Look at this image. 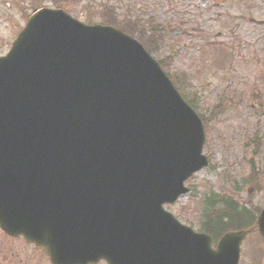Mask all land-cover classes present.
<instances>
[{
    "label": "water",
    "instance_id": "95a60500",
    "mask_svg": "<svg viewBox=\"0 0 264 264\" xmlns=\"http://www.w3.org/2000/svg\"><path fill=\"white\" fill-rule=\"evenodd\" d=\"M202 121L135 39L40 8L0 56V228L52 264H238L162 208L208 163ZM256 228L264 240V208Z\"/></svg>",
    "mask_w": 264,
    "mask_h": 264
},
{
    "label": "rangeland",
    "instance_id": "374dc122",
    "mask_svg": "<svg viewBox=\"0 0 264 264\" xmlns=\"http://www.w3.org/2000/svg\"><path fill=\"white\" fill-rule=\"evenodd\" d=\"M38 6L62 7L89 23L106 22L115 12L139 16L144 27L160 24L151 54L203 118L208 157L185 181L189 191L166 208L200 230L209 193L233 197L252 216L264 207V24L250 20L264 21V0H0V55ZM7 244L13 245L0 232V250ZM20 250L22 264H49L31 245L21 242ZM1 256L0 264H15ZM239 264H264L256 230L243 241Z\"/></svg>",
    "mask_w": 264,
    "mask_h": 264
},
{
    "label": "trees",
    "instance_id": "16d2710c",
    "mask_svg": "<svg viewBox=\"0 0 264 264\" xmlns=\"http://www.w3.org/2000/svg\"><path fill=\"white\" fill-rule=\"evenodd\" d=\"M105 23L113 24L129 34L136 35L149 52L156 50L154 45H156V40L159 41L156 36L161 30L160 26L150 24L149 28H145L138 20L117 19L114 15H110V20H106ZM160 64L162 65V62ZM170 78L185 100L195 108L192 100L186 96L181 84L177 82L175 77L170 76ZM202 202V218L198 225L215 239L227 230L248 229L255 222V216H252L249 210L239 206L233 197L225 193H209L202 198Z\"/></svg>",
    "mask_w": 264,
    "mask_h": 264
},
{
    "label": "flooded vegetation",
    "instance_id": "af4514ba",
    "mask_svg": "<svg viewBox=\"0 0 264 264\" xmlns=\"http://www.w3.org/2000/svg\"><path fill=\"white\" fill-rule=\"evenodd\" d=\"M0 232H2V234L4 235V238L7 240V241H10L13 243V245H9L7 244V246L5 245L4 246V251L1 249L0 250V257H2L1 255H6V256H9L11 257V259L14 261L15 264H22V259H21V250H20V245H21V242H23V244H26V245H31L35 248V250H41L40 248L30 244V243H27L25 241L22 240V238L20 236H17V237H13V236H10V235H7L6 233H4L2 230H0ZM42 251V250H41ZM43 253V252H42ZM44 254V253H43ZM45 255V254H44ZM46 256V255H45ZM9 257H5V261L6 263H9L11 262V259ZM47 258V257H46ZM48 260V258H47ZM24 264H26V260L23 261ZM49 262V261H48Z\"/></svg>",
    "mask_w": 264,
    "mask_h": 264
}]
</instances>
